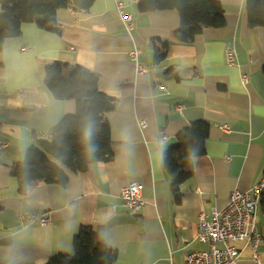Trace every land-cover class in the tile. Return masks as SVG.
Listing matches in <instances>:
<instances>
[{"label":"crops","instance_id":"obj_1","mask_svg":"<svg viewBox=\"0 0 264 264\" xmlns=\"http://www.w3.org/2000/svg\"><path fill=\"white\" fill-rule=\"evenodd\" d=\"M117 1L133 16L131 31L120 21ZM143 1L69 0L56 14V32L26 23L20 36L5 40L0 50V264H45L70 255L81 227L102 229L103 244L116 251L114 264H185L187 254L207 249L193 234L199 216L222 209L233 191L250 193L264 180V30L248 27L246 0H217L225 25L204 29L190 44L172 38L180 24L176 10L139 13ZM227 44L235 50L233 64L226 62ZM164 46L165 56L157 61ZM136 47L142 49L137 65L129 58ZM56 63L98 75L99 92L114 101L106 114L112 157L84 173L64 170V186L40 183L20 193L13 166L76 112L74 101H57L44 86L46 69ZM137 66L145 72L137 73ZM200 121L209 125L205 153L194 159L193 174L176 200L163 154L180 131ZM130 183L143 186L137 216L119 197ZM260 201L257 253L264 264ZM20 214L44 215L47 223L29 224ZM236 247V263L253 264L250 247Z\"/></svg>","mask_w":264,"mask_h":264},{"label":"trees","instance_id":"obj_2","mask_svg":"<svg viewBox=\"0 0 264 264\" xmlns=\"http://www.w3.org/2000/svg\"><path fill=\"white\" fill-rule=\"evenodd\" d=\"M69 0H0V50L9 38L21 35V26L35 23L38 28L56 32L55 17L67 7ZM248 27L264 30V0H246ZM176 10L179 27L172 38L180 44H190L204 29L225 25L224 9L217 0H146L139 4V13ZM157 53V61L165 56ZM264 76V65L262 67ZM98 75L77 65L56 63L45 71L44 86L57 101H74L76 112L65 116L50 131L48 141H39L25 153L22 163L12 168L20 193L36 184L64 186V170L80 174L96 163L112 157L109 125L106 114L115 107L114 101L98 90ZM91 129V137L87 135ZM209 125L194 122L180 131L176 144L164 152L163 163L170 177L173 198H180V186L193 174V161L205 153L204 144ZM260 205L264 210V194ZM70 255H61L45 264H114L117 254L102 242V229L81 227L72 240Z\"/></svg>","mask_w":264,"mask_h":264},{"label":"built area","instance_id":"obj_3","mask_svg":"<svg viewBox=\"0 0 264 264\" xmlns=\"http://www.w3.org/2000/svg\"><path fill=\"white\" fill-rule=\"evenodd\" d=\"M115 7L122 25L127 31H131L133 16L125 10L126 4L117 1ZM70 50L74 51V48L71 47ZM141 54L142 49L136 47L129 52V58L137 65V58ZM225 57L227 63L233 64L235 50L232 44H227ZM136 71L145 72L139 66ZM241 80L246 83V76H242ZM140 127L144 128L145 123H141ZM263 186L264 180L254 186L250 193L233 191L222 209L213 208L209 214H201L193 226V234L207 249L187 254L185 264H237L240 250L236 243L249 246L252 250L251 261L253 264H260L257 247L262 237L256 226V215L260 197L264 194ZM142 190L143 186L138 183H130L120 189L119 197L132 216H137L143 207ZM19 219L29 224L47 223L45 216L38 214H20Z\"/></svg>","mask_w":264,"mask_h":264},{"label":"clouds","instance_id":"obj_4","mask_svg":"<svg viewBox=\"0 0 264 264\" xmlns=\"http://www.w3.org/2000/svg\"><path fill=\"white\" fill-rule=\"evenodd\" d=\"M87 135H88L89 138L91 137V129L90 128L87 131Z\"/></svg>","mask_w":264,"mask_h":264}]
</instances>
